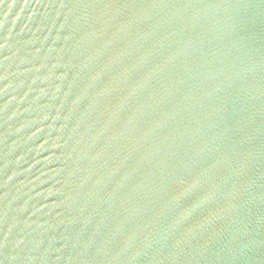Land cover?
<instances>
[{
    "label": "water",
    "instance_id": "obj_1",
    "mask_svg": "<svg viewBox=\"0 0 264 264\" xmlns=\"http://www.w3.org/2000/svg\"><path fill=\"white\" fill-rule=\"evenodd\" d=\"M0 264H264V0H0Z\"/></svg>",
    "mask_w": 264,
    "mask_h": 264
}]
</instances>
